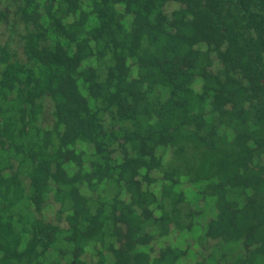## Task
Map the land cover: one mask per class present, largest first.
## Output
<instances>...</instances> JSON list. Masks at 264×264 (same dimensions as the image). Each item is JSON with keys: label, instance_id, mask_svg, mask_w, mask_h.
<instances>
[{"label": "trees", "instance_id": "1", "mask_svg": "<svg viewBox=\"0 0 264 264\" xmlns=\"http://www.w3.org/2000/svg\"><path fill=\"white\" fill-rule=\"evenodd\" d=\"M0 264H264V0H0Z\"/></svg>", "mask_w": 264, "mask_h": 264}, {"label": "rangeland", "instance_id": "2", "mask_svg": "<svg viewBox=\"0 0 264 264\" xmlns=\"http://www.w3.org/2000/svg\"><path fill=\"white\" fill-rule=\"evenodd\" d=\"M203 205H204V210H205V208H206V210H205L204 215L201 218H202V220L206 221L212 216V211H211L210 208H207V206L205 205L204 201H200V205L199 206H200L201 210H203V208H202ZM189 240H190L189 241L190 243H192V244L195 243V240L193 238H189Z\"/></svg>", "mask_w": 264, "mask_h": 264}]
</instances>
